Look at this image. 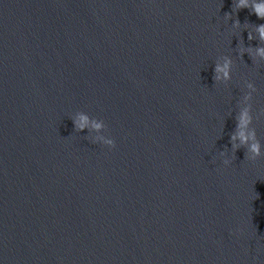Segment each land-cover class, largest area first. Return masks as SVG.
Wrapping results in <instances>:
<instances>
[{"label":"water","instance_id":"water-1","mask_svg":"<svg viewBox=\"0 0 264 264\" xmlns=\"http://www.w3.org/2000/svg\"><path fill=\"white\" fill-rule=\"evenodd\" d=\"M232 9L0 0L2 264H264V155L230 142L251 82L264 145V62L240 52L264 46L246 30L264 20ZM77 112L115 147L77 132Z\"/></svg>","mask_w":264,"mask_h":264},{"label":"clouds","instance_id":"clouds-1","mask_svg":"<svg viewBox=\"0 0 264 264\" xmlns=\"http://www.w3.org/2000/svg\"><path fill=\"white\" fill-rule=\"evenodd\" d=\"M241 9H249L250 14H254L258 19L264 20V0H233L232 14H225L227 21L232 19V16ZM232 27L239 29L241 27L239 20L232 23ZM248 40H258L261 45H264V23L248 28ZM241 56L245 52L248 53L253 62H264V46L253 48H241ZM233 61L230 57H223L215 63L214 79L217 83L226 84L232 79ZM247 91L244 94L239 111L236 117V131L231 136L232 151L246 149L245 157L249 160H256L264 155V145L257 137L254 125V118L251 108V100L256 88L253 83L247 82L245 85ZM73 119V124L77 132L87 131L88 136L92 137L94 143H99L111 149L115 147V141L106 135V125L101 119L90 117L86 112H77ZM221 155H225L221 152ZM223 163L228 165L230 161L224 159ZM2 264V262H0Z\"/></svg>","mask_w":264,"mask_h":264}]
</instances>
